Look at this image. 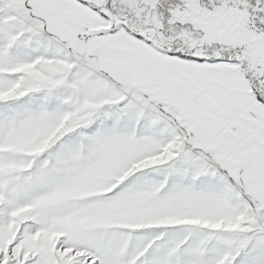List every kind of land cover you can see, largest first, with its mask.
Returning <instances> with one entry per match:
<instances>
[{
	"label": "snow or ice",
	"instance_id": "snow-or-ice-1",
	"mask_svg": "<svg viewBox=\"0 0 264 264\" xmlns=\"http://www.w3.org/2000/svg\"><path fill=\"white\" fill-rule=\"evenodd\" d=\"M0 264H264V0H0Z\"/></svg>",
	"mask_w": 264,
	"mask_h": 264
}]
</instances>
